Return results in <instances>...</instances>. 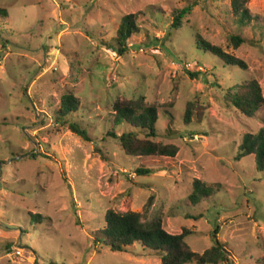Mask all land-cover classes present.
Instances as JSON below:
<instances>
[{
	"label": "rangeland",
	"instance_id": "rangeland-1",
	"mask_svg": "<svg viewBox=\"0 0 264 264\" xmlns=\"http://www.w3.org/2000/svg\"><path fill=\"white\" fill-rule=\"evenodd\" d=\"M190 6L171 29L173 12ZM246 6L253 18L240 26L231 0H0V264H162L137 244L114 252L95 241L109 209L187 230L200 254L218 231L229 264H264V171L239 151L264 127V105L248 117L225 98L246 79L264 94V0ZM128 14L140 32L120 55ZM199 37L246 69L199 50ZM66 93L80 100L70 120L89 142L56 120ZM124 98L157 108L155 140L177 145L175 158L124 152L109 134ZM144 167L154 172L138 175ZM197 180L208 189L193 202Z\"/></svg>",
	"mask_w": 264,
	"mask_h": 264
},
{
	"label": "trees",
	"instance_id": "trees-1",
	"mask_svg": "<svg viewBox=\"0 0 264 264\" xmlns=\"http://www.w3.org/2000/svg\"><path fill=\"white\" fill-rule=\"evenodd\" d=\"M249 0H231L232 11L240 26L249 25L253 15L246 6ZM191 6L173 12L171 29H178L183 24V18L190 12ZM4 11L0 8V13ZM140 29L136 14L123 17L116 36V49L120 55L128 50V41ZM171 34V33H170ZM237 47L244 39L239 35L231 37ZM197 47L204 53L213 56L226 66L246 69L244 60L227 53L221 47L198 38ZM195 74H193L194 76ZM225 98L237 110L248 117H254L264 105V94L261 84L256 79H246L228 89ZM80 100L71 93L61 97L56 120L80 136L85 141H91V135L86 126L79 121L70 120L72 112H77ZM112 129L110 135L119 140L124 152L129 156L168 157L175 158L179 148L174 144L157 142V122L159 113L155 106L145 103L144 99H118L113 104ZM192 119L190 108L185 114V123ZM119 125L125 127L118 134ZM242 155H254L256 168L264 171V127L256 134L247 133L240 144ZM138 175H150L153 169L144 167L136 170ZM200 180L194 182V190L190 196L193 202L202 197L208 188H202ZM40 217L39 215H34ZM106 225L101 230V239H95L105 244L114 252H125L137 244L149 254L160 257L162 264H229L230 252L227 244L219 241L215 231V244L202 254L193 251L186 241L190 234L184 230L181 234L168 232L161 219L144 221L142 214L135 211L119 212L109 209L105 215Z\"/></svg>",
	"mask_w": 264,
	"mask_h": 264
}]
</instances>
